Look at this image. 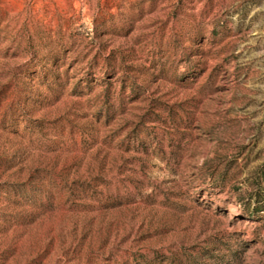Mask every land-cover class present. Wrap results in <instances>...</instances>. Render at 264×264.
Wrapping results in <instances>:
<instances>
[{
    "label": "rangeland",
    "instance_id": "obj_1",
    "mask_svg": "<svg viewBox=\"0 0 264 264\" xmlns=\"http://www.w3.org/2000/svg\"><path fill=\"white\" fill-rule=\"evenodd\" d=\"M0 264H264V0H0Z\"/></svg>",
    "mask_w": 264,
    "mask_h": 264
}]
</instances>
